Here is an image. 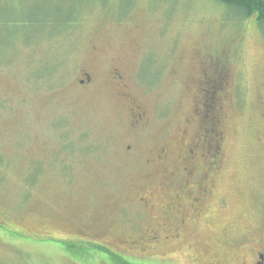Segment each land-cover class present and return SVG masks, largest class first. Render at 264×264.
<instances>
[{"label":"rangeland","instance_id":"obj_1","mask_svg":"<svg viewBox=\"0 0 264 264\" xmlns=\"http://www.w3.org/2000/svg\"><path fill=\"white\" fill-rule=\"evenodd\" d=\"M197 145L209 196L153 254L239 264L264 226L254 19L213 0H0V264H135L111 247L160 223Z\"/></svg>","mask_w":264,"mask_h":264},{"label":"flooded vegetation","instance_id":"obj_2","mask_svg":"<svg viewBox=\"0 0 264 264\" xmlns=\"http://www.w3.org/2000/svg\"><path fill=\"white\" fill-rule=\"evenodd\" d=\"M89 82L90 76L87 75ZM193 146L187 155V159H192L190 163L183 168L182 171H175L170 174V177L178 179L179 177L185 176L184 185L181 186L180 191H173L168 194L171 200L170 204H166L161 213L164 218H160V223H151L146 225L142 230H134L137 234L129 236L126 240H119L117 245H113V250L122 256H127L129 253L131 257H134L135 264H180L185 261V264H234L226 259L218 257V254L213 255H202L199 256L194 254L193 256L184 257L185 259L177 260L175 256L168 259L160 258L153 254V249L162 245H175L184 241V237L190 233L192 229V222L198 220L199 211H202V201L204 198L209 196L208 183L210 184V178L205 174L201 175L199 166L196 162L197 154L195 153L196 148ZM130 149V147L128 148ZM219 149V147H218ZM165 155V153H164ZM206 160L200 163V166L204 165L206 170L218 169L220 165L219 151L218 155H202ZM209 159V160H207ZM219 160V161H218ZM206 164H205V163ZM181 194H186L185 205L192 212L182 211V205L177 203L176 200H182ZM150 195V194H149ZM140 204L147 207L149 204L148 196L140 198ZM189 211V210H188ZM155 216V215H154ZM156 217V216H155ZM158 217V216H157ZM196 228V227H195ZM260 233L255 244L242 256V261L239 264H264V226L259 229ZM107 246L111 244L105 243ZM110 248V247H108ZM123 251L124 253L120 252ZM134 252L136 254H134ZM175 251L172 252V255ZM124 254V255H123Z\"/></svg>","mask_w":264,"mask_h":264},{"label":"trees","instance_id":"obj_3","mask_svg":"<svg viewBox=\"0 0 264 264\" xmlns=\"http://www.w3.org/2000/svg\"><path fill=\"white\" fill-rule=\"evenodd\" d=\"M213 1L224 6L225 9L229 11V13L241 17L243 20L254 19L256 26L264 35V0H213ZM53 70L48 72L46 76L51 75L53 73Z\"/></svg>","mask_w":264,"mask_h":264}]
</instances>
